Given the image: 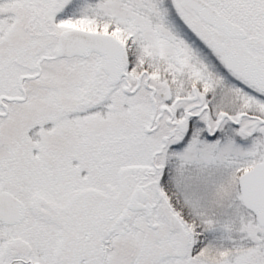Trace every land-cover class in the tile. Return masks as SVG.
Instances as JSON below:
<instances>
[{
  "label": "snow or ice",
  "instance_id": "6c2138e0",
  "mask_svg": "<svg viewBox=\"0 0 264 264\" xmlns=\"http://www.w3.org/2000/svg\"><path fill=\"white\" fill-rule=\"evenodd\" d=\"M0 264H264V0H0Z\"/></svg>",
  "mask_w": 264,
  "mask_h": 264
}]
</instances>
